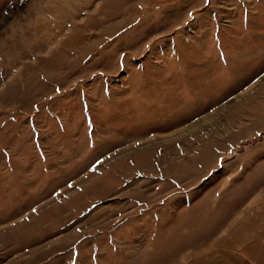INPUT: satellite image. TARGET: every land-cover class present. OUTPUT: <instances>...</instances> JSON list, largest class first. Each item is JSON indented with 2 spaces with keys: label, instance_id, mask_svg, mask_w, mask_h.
Returning a JSON list of instances; mask_svg holds the SVG:
<instances>
[{
  "label": "rangeland",
  "instance_id": "obj_1",
  "mask_svg": "<svg viewBox=\"0 0 264 264\" xmlns=\"http://www.w3.org/2000/svg\"><path fill=\"white\" fill-rule=\"evenodd\" d=\"M264 264V0H0V264Z\"/></svg>",
  "mask_w": 264,
  "mask_h": 264
},
{
  "label": "crops",
  "instance_id": "obj_2",
  "mask_svg": "<svg viewBox=\"0 0 264 264\" xmlns=\"http://www.w3.org/2000/svg\"><path fill=\"white\" fill-rule=\"evenodd\" d=\"M242 250L222 248L197 256L189 264H253Z\"/></svg>",
  "mask_w": 264,
  "mask_h": 264
}]
</instances>
